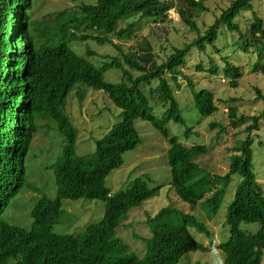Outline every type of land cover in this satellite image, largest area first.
Returning <instances> with one entry per match:
<instances>
[{"label":"trees","instance_id":"1","mask_svg":"<svg viewBox=\"0 0 264 264\" xmlns=\"http://www.w3.org/2000/svg\"><path fill=\"white\" fill-rule=\"evenodd\" d=\"M23 1L0 0V264H178L192 251L206 250L193 236L195 233L210 235L201 216L172 206L162 207L152 216L147 214L145 236L132 231V236L142 243L140 255L130 251L118 236L116 231L129 211L159 191L157 185H149L152 182L149 174L134 178L128 188L114 193L105 186L106 176L123 164V154L141 142L135 120L149 121L168 140L171 187L192 209L199 203L206 218L212 219L217 214L232 177H238L222 218L223 228L227 226L229 234L218 246L224 253L223 264H264V192L253 171L250 136L264 117V108L257 115L238 116L236 108L229 107L231 127L249 124L244 128L245 139L230 148L228 170L222 175L212 174L194 161L207 154V146L195 142L185 145L169 136L166 128L170 120L184 124L175 94L181 88L180 80L191 90L193 106L200 115L210 116L216 111L213 92L205 88L195 90L191 76L181 69L192 49L207 58L195 66L196 70L215 75L222 67L223 78L230 80L231 87H236L246 72L232 63L228 55L221 56L222 64L214 60V55L222 52L216 44L222 26L237 34L230 43L234 48L229 55L233 57L237 52L249 55V71L264 75V22L253 10L251 0H231L202 31L196 18L206 10V0H180L183 7H175L172 0L80 2L76 11L58 15L60 19L65 18L58 26L41 24L34 29L30 25L34 36L29 30L18 34L13 44L21 51L14 54L11 46L6 57L5 44L11 45L8 25L15 21L10 13L13 5ZM174 7L179 19L195 32V37L182 47L173 48L161 62L155 59L151 43L146 39L136 50L123 53L109 38L112 35L126 39L131 35L135 23L120 27L121 21L131 17L167 19V12ZM242 11L251 14V21L243 29L236 21L237 16L245 13ZM20 16H23L22 22L28 20L24 8L17 17ZM85 40L111 45L121 54L96 67L70 47L72 42ZM207 47L212 50L208 51ZM85 54L95 55L88 47ZM109 68L120 72L117 82L105 80L103 74ZM76 83L103 91L120 110V120L95 141L94 150L86 155L75 152L77 130L64 109L67 94ZM255 91L256 96H262L257 88ZM81 97L78 92V98ZM158 108L162 109L159 115L154 113ZM44 119L55 122L65 144L62 154L51 165L56 196H42L33 204L29 214L32 229L28 230L8 223L2 216L23 186L36 190L26 183L25 160L35 132L47 124H42ZM192 134V127L187 126L184 138L192 140ZM63 199H99L104 203L103 215L77 234H56L52 228L60 221ZM242 223H257L259 228L252 233L242 229ZM186 227L193 231L188 232Z\"/></svg>","mask_w":264,"mask_h":264},{"label":"rangeland","instance_id":"2","mask_svg":"<svg viewBox=\"0 0 264 264\" xmlns=\"http://www.w3.org/2000/svg\"><path fill=\"white\" fill-rule=\"evenodd\" d=\"M172 1L175 7L182 4L180 0ZM230 1L206 0L204 2L206 10L200 12L196 18L197 26L201 27V31L204 29L202 27L212 24L214 18L229 5ZM80 2L93 3L94 0H36L32 15L38 19H52L53 14L57 11H76ZM251 5L264 22V0H251ZM175 7L167 12V19L138 20L137 17H131L121 21L120 27H125L128 22L135 23L131 35L126 39H117L112 35H109V38L123 53L136 50L138 45L146 39L151 43L155 59L161 62L173 51V48H180L184 42H190L195 37V32L179 19ZM15 15L16 11L12 10L11 16L14 17ZM240 16L236 17V21L243 29V26L251 21V14L247 11ZM64 20L65 18H61L58 25L63 23ZM220 31L221 34L216 44L217 48L222 49L223 53L214 55V60L222 64L221 56L228 55L230 59L232 58V63L242 67L247 73L243 72L238 79V85L231 87L230 80L223 78L222 67H219L215 75L210 74L207 70H196L195 66L202 59L207 60V58L196 49H192L186 56V62L181 66V69L191 76L190 79L195 90L205 88L213 92L216 111L210 116L200 115L193 106L191 90L184 81L180 80L181 88L175 91V94L184 124L170 120L166 124V128L169 136L176 137L185 145H191L195 142L207 146V154L197 157L194 161L208 172L222 175L228 170L229 155L232 153L230 148L238 140L245 139L247 134L244 128L249 124L247 122L239 124L236 128L231 127L228 123L229 107H235L238 116L257 115L264 108V75L261 72L249 71L247 67L251 63L250 57L248 60L249 55H242L237 52L233 54V57L230 56L229 54L232 53L234 48L230 43L236 39L237 34L226 30L224 26ZM85 46L90 48L95 55L88 56L85 54ZM70 47L77 55L83 56L96 67H100L109 58L119 57L121 54L117 48L108 44L101 45L93 40L72 42ZM206 49L208 51L212 50L211 47ZM103 76L106 81L117 82L120 79V72L114 68H109ZM256 88L261 93V97L256 96ZM78 92L82 94L81 99L78 98ZM228 98L234 99L229 100ZM64 109L77 130L75 152L78 155H86L92 152L95 141L113 123L120 120V110L103 91L81 83H76L67 94ZM161 112V108L154 110V113L158 115ZM46 123L49 124L48 128ZM211 123H215L217 126L212 127L210 126ZM42 124H46V126L35 132L25 160L26 183L35 187L36 190L23 186L3 213L5 221L26 229L31 226L32 220L29 212L33 204L42 196L50 198L56 196L57 186L51 165L62 154L65 144V138L56 130L55 122L44 119ZM134 126L140 135L141 142L135 148L123 154V164L121 167L113 169L106 176L105 186L112 193L123 190L131 180L146 173L152 179L149 185L159 187L157 195L144 200L140 206L129 211L127 218L116 231L118 236L126 242L129 250H134L140 255L142 243L132 236V231L140 236L146 235L148 229L145 223L147 214L152 216L162 206L172 205L185 212L195 213L203 219L206 218L199 203L195 209H191L187 203L178 198L171 188V176L167 164L168 140L149 121L135 120ZM187 126L192 127L193 134L190 138L194 141L184 138V130ZM250 136L253 149V171L264 192V117L259 121L258 129L252 131ZM237 180L238 177L234 175L219 211L212 220L206 221L207 224H210L208 225L209 238L200 234H193L207 249L205 251H192V253L184 256L178 264H196L197 262L201 264H218L221 260L223 262L222 252L216 248V244L225 241L229 235L228 227L223 228L222 222L226 206L232 198ZM62 201L63 213L60 221L52 228V232L56 234H77L83 230L86 224L100 219L104 212V203L99 199H63ZM240 227L253 233L259 228V224L242 223ZM186 230H191V228H186ZM212 242H214V245H211Z\"/></svg>","mask_w":264,"mask_h":264},{"label":"clouds","instance_id":"3","mask_svg":"<svg viewBox=\"0 0 264 264\" xmlns=\"http://www.w3.org/2000/svg\"><path fill=\"white\" fill-rule=\"evenodd\" d=\"M36 0H25V1H23V2H18V4H17V6H15V5H13V9L12 10H15L16 11V15L13 17L14 19H15V21L14 22H12V23H9V29H10V36H9V39H10V43H11V45L10 44H5V51H6V57L8 56V54L10 53V51H9V47H13L14 48V51H13V53L15 54L16 52H20L21 50H18V46H17V44L16 43H14L13 44V42H15V41H17V39H16V37L18 36V34H20V33H22L23 31H25V30H29V31H31V29H30V25H32L33 26V28L34 29H37L38 28V26L39 25H41V24H45V25H55V26H58V22H59V20H60V17L58 16L61 12H69V11H66V10H61V11H57V12H55L53 15V18L52 19H47V18H44V19H38V18H36V17H33V10H34V2H35ZM15 7H17V9H14ZM24 8V11H25V13H26V15L28 16V20H26L25 22H22V17L23 16H20V17H17V16H19L20 14H21V10ZM11 10V11H12ZM10 15H11V13H10ZM9 15V16H10ZM10 17H12V16H10ZM31 34L33 35V33H32V31H31ZM9 35V34H8ZM34 36V35H33ZM36 39V38H35ZM23 51V50H22ZM9 57V56H8ZM66 101V100H65ZM146 174V173H145ZM132 181V180H131ZM130 181V182H131ZM130 184V183H129ZM129 184H128V186L126 187V188H128L129 187ZM125 188V189H126ZM172 188V187H171ZM173 189V188H172ZM174 191V190H173ZM111 192V191H110ZM112 193V192H111ZM114 193V192H113ZM176 194V193H175ZM155 196V195H154ZM179 198V197H178ZM180 199V198H179ZM181 200V199H180ZM182 201V200H181ZM184 202V201H183ZM184 203H186V202H184ZM188 204V203H187ZM189 205V204H188ZM166 206H172V205H166ZM190 206V205H189ZM197 206V205H196ZM162 207H165V206H162ZM161 207V208H162ZM172 207H174V208H176L175 206H172ZM191 208V207H190ZM196 208V207H195ZM194 208V209H195ZM176 209H179V208H176ZM192 209V208H191ZM181 212H185V211H183V210H181V209H179ZM31 211V210H30ZM5 212V211H4ZM188 213H191V212H188ZM203 213V212H202ZM29 214H30V212H29ZM193 214H195V213H193ZM196 215V214H195ZM203 215H204V213H203ZM197 217H199L198 215H196ZM205 216V215H204ZM3 217V216H2ZM215 217V216H214ZM213 217V218H214ZM205 218H206V216H205ZM212 218V219H213ZM200 219H202V221L204 222V226H207V228H208V230H209V226L208 225H210V224H207V222L206 221H210V220H212V219H209V218H206V219H203L202 217H200ZM32 220V219H31ZM31 224H32V222H31ZM222 225H223V222H222ZM20 227V226H19ZM186 228H188V227H186ZM26 229V228H25ZM32 228H31V226H30V228L28 229V230H31ZM193 231V229H191V230H188V232H192ZM196 235H198V233H195ZM200 235H203V234H200ZM204 236V235H203ZM205 237H207V236H205ZM207 238H209V236L207 237ZM220 242H222V241H220ZM219 242V243H220ZM211 243V242H210ZM219 243L218 244H216V248L217 249H219L220 251H221V249L218 247L219 246ZM211 245H214V242H212V244ZM203 246H204V244H203ZM206 249H207V247L206 246H204ZM222 252V251H221ZM224 253L222 252V254L221 255H223ZM222 259H223V261H224V255H223V257H222ZM218 264H223V262H222V260H221V262L220 263H218Z\"/></svg>","mask_w":264,"mask_h":264}]
</instances>
